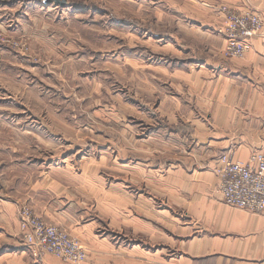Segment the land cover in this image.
Segmentation results:
<instances>
[{"label": "crops", "instance_id": "crops-1", "mask_svg": "<svg viewBox=\"0 0 264 264\" xmlns=\"http://www.w3.org/2000/svg\"><path fill=\"white\" fill-rule=\"evenodd\" d=\"M135 1L152 4L154 12L180 7L175 0ZM216 1L264 17V0ZM182 3L183 26L171 17L191 31V0ZM146 33L140 36L163 39ZM174 37L167 34L161 45L172 57L141 66L154 72V107L135 101L136 117L156 124L135 130L132 142L123 138L120 174L99 175L84 156L75 164L53 160L21 197L45 223L80 241L85 264H264V213L225 205L216 171L223 154L239 163L264 154V40L252 39L243 59H226L223 36L204 51L176 46ZM175 52L188 58L176 62ZM165 151L170 159L161 157ZM112 200L119 202L114 216L105 207ZM17 208L16 200L0 197V264H65L25 252Z\"/></svg>", "mask_w": 264, "mask_h": 264}, {"label": "rangeland", "instance_id": "rangeland-1", "mask_svg": "<svg viewBox=\"0 0 264 264\" xmlns=\"http://www.w3.org/2000/svg\"><path fill=\"white\" fill-rule=\"evenodd\" d=\"M67 2L69 6L59 7L44 0H0V197L17 201L20 239L31 256L49 255L35 252L23 239L21 209L34 212L21 197L28 181L36 180L53 160L70 159L75 164L82 156L97 166L99 175L120 174L118 148L123 138L132 142L135 130L145 132L156 124L136 117L135 101L154 107L150 101L154 72L144 73L141 66L150 58L172 57L161 48L167 34L175 36L171 39L176 46L201 51L220 45L223 36V56L243 59L225 56L222 10L256 14L264 21L260 13L238 12L221 1L191 0V31H186L181 27L186 18L177 12L182 0L174 1L179 8L162 5L157 12L151 10L152 4L135 0ZM143 30L163 39L142 38ZM175 54L176 62L188 58ZM163 153L161 157L170 159L169 151ZM112 194L119 195L117 189ZM118 206V200L105 205L113 216Z\"/></svg>", "mask_w": 264, "mask_h": 264}, {"label": "built area", "instance_id": "built-area-1", "mask_svg": "<svg viewBox=\"0 0 264 264\" xmlns=\"http://www.w3.org/2000/svg\"><path fill=\"white\" fill-rule=\"evenodd\" d=\"M225 16L224 34L227 38L228 58H243L250 50L254 37H264V21L251 13L222 10ZM219 191L225 205L253 214L264 213V154L253 153L247 163L234 161L223 155L217 170ZM20 226L26 245L67 263L82 264L87 253L79 240L56 226L45 224L29 207L21 209Z\"/></svg>", "mask_w": 264, "mask_h": 264}, {"label": "water", "instance_id": "water-1", "mask_svg": "<svg viewBox=\"0 0 264 264\" xmlns=\"http://www.w3.org/2000/svg\"><path fill=\"white\" fill-rule=\"evenodd\" d=\"M44 4L51 5L55 4L59 7H65L67 5V0H44Z\"/></svg>", "mask_w": 264, "mask_h": 264}]
</instances>
